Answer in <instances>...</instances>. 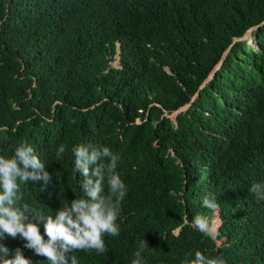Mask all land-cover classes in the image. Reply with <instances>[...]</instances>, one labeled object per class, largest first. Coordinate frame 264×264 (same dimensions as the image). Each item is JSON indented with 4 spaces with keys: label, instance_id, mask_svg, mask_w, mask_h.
I'll return each instance as SVG.
<instances>
[{
    "label": "trees",
    "instance_id": "16d2710c",
    "mask_svg": "<svg viewBox=\"0 0 264 264\" xmlns=\"http://www.w3.org/2000/svg\"><path fill=\"white\" fill-rule=\"evenodd\" d=\"M0 128V153L24 139L47 160L51 185L22 191L49 212L79 194L74 144L119 155L120 233L79 264H130L140 239L147 264H264V201L247 191L264 180V0H0ZM206 193L214 237L190 226ZM0 243L47 264L18 235Z\"/></svg>",
    "mask_w": 264,
    "mask_h": 264
},
{
    "label": "clouds",
    "instance_id": "9594fccd",
    "mask_svg": "<svg viewBox=\"0 0 264 264\" xmlns=\"http://www.w3.org/2000/svg\"><path fill=\"white\" fill-rule=\"evenodd\" d=\"M0 139H6L3 128ZM65 152V145L58 144L53 159L59 161ZM70 153L72 173L78 172L80 176L79 194L70 201L60 198V206L54 212L25 199L22 191L28 181L41 182L39 192L52 183V175L45 169L47 160L33 144L21 139L13 145L10 154L0 153V240L5 235H18L24 247L43 256L47 264H79L72 254L74 251L102 254L106 251L105 237L120 233L118 219L127 186L118 167L119 155L102 142L86 140L74 144ZM247 191L256 201H264V180L250 183ZM200 204L211 215H193L190 226L203 236L214 237L218 225L212 217L220 207L217 195L206 193ZM148 248L145 239L138 240L130 264H147ZM8 252L0 243V264H36L19 248L10 256ZM185 256L187 264H230L224 255H209L207 251L192 250Z\"/></svg>",
    "mask_w": 264,
    "mask_h": 264
},
{
    "label": "rangeland",
    "instance_id": "374dc122",
    "mask_svg": "<svg viewBox=\"0 0 264 264\" xmlns=\"http://www.w3.org/2000/svg\"><path fill=\"white\" fill-rule=\"evenodd\" d=\"M244 38L248 39V42H249V45L252 46V47H255L256 44L254 43V41L252 40V37L250 35V32H247L244 36ZM213 222L214 224L218 225L219 224V221L214 217L213 219Z\"/></svg>",
    "mask_w": 264,
    "mask_h": 264
},
{
    "label": "water",
    "instance_id": "95a60500",
    "mask_svg": "<svg viewBox=\"0 0 264 264\" xmlns=\"http://www.w3.org/2000/svg\"><path fill=\"white\" fill-rule=\"evenodd\" d=\"M247 32H250V30H248ZM247 32H246V33H247ZM246 33H245V34H246ZM245 34H244L242 37H244V36H245ZM173 117H174V116H173Z\"/></svg>",
    "mask_w": 264,
    "mask_h": 264
}]
</instances>
